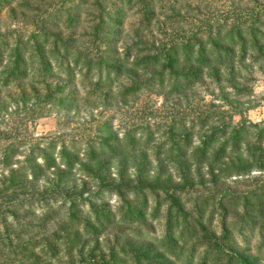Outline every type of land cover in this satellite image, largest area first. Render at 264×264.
<instances>
[{"label":"trees","instance_id":"16d2710c","mask_svg":"<svg viewBox=\"0 0 264 264\" xmlns=\"http://www.w3.org/2000/svg\"><path fill=\"white\" fill-rule=\"evenodd\" d=\"M184 1L171 3L178 16L179 8L186 7ZM67 2L74 5L62 11L58 20L70 27L82 16L83 0ZM251 3L242 11L234 10L238 5L234 3L221 15L202 9L203 16L194 17L186 35L174 33L158 45L147 44L145 35L136 32L124 40L123 54L118 40L128 19L140 15L150 24L163 15L156 8L164 11L167 0H115L111 6L96 0L93 6L98 20L92 32L96 51L89 54L75 52L68 41L53 38L54 15L53 21L43 19L42 14L25 21L30 35L15 39L0 35L1 87L26 82L30 76L54 78L55 65L67 74L68 85L49 84L46 94L39 92L34 97L31 113L47 103L64 108L78 104L74 91L66 93L78 74L81 83H87L88 97L110 96L108 89L120 88V78L128 74L130 84L118 91L125 105L149 87L144 81L159 83L167 97L173 95L177 101L163 121L151 108L138 110L140 121L127 127L121 137L110 124L99 125L103 133L97 131L87 139L84 153L63 141L59 151L56 140L44 146L37 143L18 167H12L18 146L10 143L17 136L0 132L6 141L0 164L9 171H3L0 179V260H4L0 264L18 260L54 264V260L61 262L62 250L70 259L66 264H197L194 258L199 248H204L199 264H264V254L239 249L229 228L223 227L218 234L207 223L218 215L217 209L225 220L229 207L245 205V225L239 235L245 238L246 233L249 244L250 235L260 239L264 248V181L255 180L254 188L244 192H232L227 186L233 177L264 172V120L249 121L245 111L253 107L244 109L242 102L253 96L254 89L232 77L236 72L233 64L247 67L249 58L253 64L264 63V1ZM3 9H11V0H0ZM225 66L233 68L231 74ZM96 72L102 73L94 82ZM204 78L211 79L210 83L228 81L233 91L224 90L218 99L206 101L205 95L194 91ZM238 116L241 120L236 122ZM42 181H46L44 188L40 187ZM207 184L214 188L222 184V189L216 192L213 188L215 196L201 195L195 208H186L184 197ZM110 195L119 197L115 209L106 200ZM211 199L217 202L216 210L207 216ZM37 206L43 212L37 217L38 225L58 224L57 231L42 240L23 236L27 222L21 212H35ZM156 221L163 222L164 230L149 243L146 231ZM113 228L117 243L108 254L101 253V239ZM118 229H124L121 235Z\"/></svg>","mask_w":264,"mask_h":264},{"label":"rangeland","instance_id":"374dc122","mask_svg":"<svg viewBox=\"0 0 264 264\" xmlns=\"http://www.w3.org/2000/svg\"><path fill=\"white\" fill-rule=\"evenodd\" d=\"M75 1V0H73ZM96 0H83L82 7L83 13L78 22H75L70 27L67 26V22L59 21V15L62 11H69L72 9L74 4H70L67 0H11V9L0 10V35H9L12 39L18 37L19 35L26 34L30 35V27L24 24L25 21L31 22L33 15L42 14L43 19L49 17V21H53L52 16L54 15L56 23L54 28L51 27V33L53 38L64 39L68 41V44L74 49V51H86L87 54L90 52L93 53L96 51L93 45V28L97 23V10L93 6ZM115 0H105L108 6H111ZM190 4L184 1L186 7L179 8V16L175 7L171 3H175V0H167V7L164 11L161 12V9L156 8V10L163 14L154 19L150 24L146 20H142L140 15H134L128 19V22L125 26V33L119 41V52L124 53L125 39H130L137 33L144 34V40L147 44L158 45L160 42H165L169 37H172L174 33L186 35L191 29L190 25L194 17L196 18L204 10L208 14L216 12L220 15L225 13L228 8H233L234 3H237V7H234V10L242 11L248 9L252 3L251 0H188ZM261 1V0H259ZM264 0H262L263 2ZM95 5V4H94ZM160 5V3H158ZM179 7V6H178ZM50 9V10H49ZM59 9H62L59 12ZM15 10V11H14ZM174 10V11H173ZM200 12V13H199ZM166 13V15L164 14ZM202 14H200L201 17ZM203 16V15H202ZM176 21V22H175ZM116 39V38H114ZM103 47V46H102ZM72 51V52H74ZM105 54H108L105 52ZM246 63L250 64L247 67L240 69L238 64H233V68L236 70L233 75L235 81L241 82L246 87H253L254 94L252 97L242 98L244 103V109L248 106L253 108L247 109L245 111V117L249 121L260 122L264 120V63L253 64L251 58H249ZM253 64V65H252ZM57 71V74L54 78L46 80L43 77L37 75V77L30 76L26 82H14L11 83L8 87L0 86V132L12 134L13 137L10 140V143H15L17 145L16 153L14 154V165L12 167H18V162H23L27 155L32 151V148L39 143L41 146H44L45 143L56 140L58 141L57 151L60 150V142H66V145L72 148L75 151H80L84 153L85 143L87 139L94 137L97 131L103 133V129L99 130V125L110 124L113 129L118 132L119 136H123L125 129L137 121H140L139 115L140 111L144 108L150 110H155L157 114V119L160 121L165 119L173 110V105L177 102L173 95L167 97L166 90L159 83H147L143 84L149 85L148 88H144L134 97L128 99L129 104L125 105L122 101V95L118 91L127 87L130 84V76L124 74L121 77L120 88H115L114 90L108 89L110 92L106 96L105 93L103 96L97 98L95 96H89V89L87 88V83H81L78 79L80 76L74 78L73 84H71L72 90H67V95L74 91L75 95L78 97V104H75L71 108H64V105H55L47 103L46 105L42 104V110L37 109L35 113H31L29 108H31L35 103L34 97L39 94H46V88L49 84L54 86L58 82H63L68 85L67 74L61 73L57 70L56 65L54 66ZM226 67V66H225ZM226 71L231 74L233 68L230 66L226 67ZM102 72H96L92 81L96 82L99 78V74ZM106 74H104V77ZM58 77V78H57ZM143 80L145 77L142 78ZM65 80L67 82L65 83ZM211 79L204 78L199 82L194 90L198 95L204 96L206 101H212L214 97L217 99L221 95L222 91H233L232 87H229L228 81H224L221 84L219 83H210ZM231 84V80H230ZM152 85V87H151ZM114 93V94H113ZM112 95V96H111ZM199 98V97H198ZM95 99L97 102H95ZM169 99V100H168ZM187 101L182 102L184 104ZM219 102V100H215ZM95 104V106H93ZM105 104L107 105L105 107ZM181 104V105H182ZM99 105L98 108H96ZM185 105V104H184ZM37 108V106H34ZM140 110V111H138ZM41 111V112H40ZM154 114V115H155ZM236 122L241 120V117L235 118ZM138 123V122H137ZM98 126V127H97ZM105 130V129H104ZM162 133H158L157 136H160ZM4 138H0V157H3L4 146L6 141ZM62 139V140H61ZM162 141V140H160ZM159 141V142H160ZM21 142V144H19ZM198 141H196V144ZM8 144V142H7ZM155 156V155H153ZM154 159V157H152ZM40 163H43V159H39ZM167 163V162H166ZM165 163V164H166ZM172 167V166H171ZM173 169V168H172ZM4 171L2 165L0 164V179L2 172ZM8 170L4 171V174H8ZM76 177H80L79 175ZM81 179V178H79ZM264 181V172H254L248 177H233L227 180V186L232 192H244L249 191L254 188L256 185L255 180ZM46 181H42L40 184L41 188L46 186ZM79 183V181H78ZM219 184V183H218ZM212 186L204 185L203 188L192 190L187 196L184 197V204L186 208L191 210L195 208L198 204L199 196H213L215 192H219L222 189V184ZM215 196V195H214ZM220 199V195H218ZM109 200V203L112 206V209L116 208L120 201L117 195H110L106 198ZM207 216L214 211L215 205H217L216 200L209 202ZM41 206L35 208V212H32V209H25L21 212L25 216V221L27 222V233H23V236L36 238V240L44 239L47 233L53 234L57 231L58 224L51 223L48 226L42 227L37 224V217L42 215ZM167 208V207H166ZM218 208V207H217ZM246 208L244 206H239L238 208H228V216L224 222V216L221 217L218 211V215L212 220H208L207 223H210L215 231L220 234L223 227L229 228L236 239L239 249L243 251L251 250L252 254H264V248H261V240L252 238L250 244L248 243V236L245 233L240 236L239 231L245 225L244 220L242 219L246 215ZM165 212V209L163 210ZM216 211V212H217ZM208 218V217H207ZM247 219V218H246ZM164 220V218L162 219ZM148 238H145L149 243H154L155 236H160L164 230V224L160 222H151L149 223ZM0 228L1 225H0ZM108 230L106 235L101 239L102 249L101 253H106L110 251L112 247L116 245L117 230ZM124 230V229H123ZM123 230L118 229L119 235L122 234ZM126 230V229H125ZM15 237L17 235L15 234ZM150 237V238H149ZM120 242V241H119ZM134 243H139L133 241ZM250 248V249H249ZM204 248H199L196 252V257L194 258V263L199 264V257L202 255ZM61 262L54 260V264H66L70 261L65 250H62ZM4 261V260H0ZM15 264H22L19 260Z\"/></svg>","mask_w":264,"mask_h":264}]
</instances>
